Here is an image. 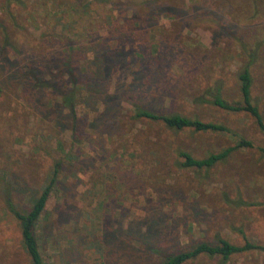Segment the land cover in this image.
<instances>
[{
  "label": "rangeland",
  "instance_id": "rangeland-1",
  "mask_svg": "<svg viewBox=\"0 0 264 264\" xmlns=\"http://www.w3.org/2000/svg\"><path fill=\"white\" fill-rule=\"evenodd\" d=\"M183 2L186 15L176 25L169 18H158L167 29L160 33L180 37L183 59L193 69L185 73L183 68H172L181 76L183 91L174 94L171 110L222 124L228 132L174 130L158 121L134 120L130 99L123 98L118 117L107 121L111 127L100 133L98 114L105 116L107 111L103 104L99 102L95 110L75 103L80 131L73 133L66 109L52 110L39 101L36 105L37 96L19 89L16 65L22 56L19 48H33L43 34L75 37L65 26L44 23L37 15L23 22L19 8L8 11L0 0V19L6 27L0 29V49L3 34L8 39L0 54V264H29L5 196L9 191L20 209L29 206L56 161L61 162L62 186L50 191L35 227L43 264H103L107 252L124 250L104 242V232L110 230L114 240L131 250L136 245L132 239L136 218L140 234L156 222L162 227H153H158L155 234H167L181 245L214 237L235 244L246 238L264 245V154L257 149L264 148V133L246 112L221 110L188 97L205 81L220 78L222 96L238 99L235 73L245 59L238 41L248 47L258 43L250 68V94L264 124V0ZM123 6L96 10L105 13L109 8L116 14ZM92 16L98 17L95 12ZM19 23L25 28L19 30ZM113 90L111 81L108 92ZM60 113L64 115L58 118ZM238 137L253 147L235 149L209 168L179 165L178 151L201 158L232 145ZM130 222L132 230L127 232ZM188 264L219 263L213 257H198ZM225 264H264V251L236 253Z\"/></svg>",
  "mask_w": 264,
  "mask_h": 264
},
{
  "label": "trees",
  "instance_id": "trees-1",
  "mask_svg": "<svg viewBox=\"0 0 264 264\" xmlns=\"http://www.w3.org/2000/svg\"><path fill=\"white\" fill-rule=\"evenodd\" d=\"M3 2L8 11L14 6L19 8L17 15L19 14V19L23 22L37 15L44 23L50 21L53 26H65L67 32L75 37L69 39L65 35L56 37L43 34L33 48H19V54L22 56L16 65H19V89H28L30 96H37L34 99L36 105L39 101L40 105L46 102L52 110L54 107L66 109L73 133L80 131V128L76 127L78 118L75 115V103L92 106L95 110L99 102L103 104L107 111L105 116L98 114L100 133L101 129L107 130L111 127L107 126V121H114L113 119L118 117L117 108L123 98L130 99L133 107L130 117L134 120L158 121L174 130L190 128L194 131H229L222 124L203 121L171 110L174 94L183 91V85L178 83L181 76L173 73L172 68H183L185 73L193 69L191 62L183 59L185 52L177 39L180 37L175 35L174 38H169L160 33L159 30L162 32L167 29L158 23V18H169L171 24L176 25L186 15L183 0H125L122 3L119 0H33L32 4L29 0ZM119 4L124 6L121 10L117 8L116 14L112 13V9L109 12V8L105 13L96 10L112 5L116 7ZM94 12L98 17L92 16ZM13 23L14 26L17 25L15 21ZM25 26L19 23V30ZM0 29L6 30L1 19ZM7 40L3 34L0 54L4 53L3 47ZM238 44L245 54V59L235 73L238 99L228 100L222 96L220 78L205 81L200 90L188 93V97L194 103L210 104L221 110L246 112L264 133L261 115L250 94V68L258 53V43L254 47H248L241 41H238ZM111 81L114 92L109 93ZM39 93L47 94V97L40 98ZM164 97L168 103L162 100ZM62 115L64 114L60 113L56 116L59 118ZM244 147H253V144L238 137L232 145L201 158L178 151L181 157L179 165L197 169L209 168L227 158L231 151ZM257 149L264 154V148ZM60 170L61 162H54L45 183L35 192L31 203L24 209L13 203L9 191L5 196L6 209L17 222L20 244L29 264H43L35 227L50 191L54 187L62 186L58 176ZM135 223L133 233L136 236H132V239H135L136 245L132 246L131 250L114 240L110 230L104 232V242L124 250L107 252L103 264H188L198 257H213L219 264H225L236 253L247 250L264 251V245L253 243L246 238L242 244L214 237V240L199 239L181 245L167 234H155L158 227H153H162L159 223L152 222L147 225L146 232L141 234L139 218H136ZM130 230L131 222L125 231Z\"/></svg>",
  "mask_w": 264,
  "mask_h": 264
}]
</instances>
